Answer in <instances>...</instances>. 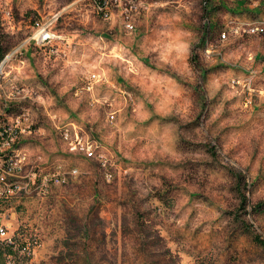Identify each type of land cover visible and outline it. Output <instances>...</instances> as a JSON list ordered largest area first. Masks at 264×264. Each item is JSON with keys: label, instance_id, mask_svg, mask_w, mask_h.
Masks as SVG:
<instances>
[{"label": "rangeland", "instance_id": "1", "mask_svg": "<svg viewBox=\"0 0 264 264\" xmlns=\"http://www.w3.org/2000/svg\"><path fill=\"white\" fill-rule=\"evenodd\" d=\"M10 1L9 21L15 19L16 26L9 28L6 8L1 7L3 50L22 43L42 14L68 4L69 13L82 9L75 7V0H36L35 7L30 0ZM84 2L81 7L98 16L90 1ZM187 3L184 9L194 10ZM131 4L136 14L145 9L142 1ZM261 4L264 8V0ZM203 17L202 24H209L210 16ZM257 21L264 18L245 23L234 34L264 35L248 32ZM196 46L189 60L198 68ZM35 58L29 54L24 73L29 86L41 91L45 87L39 80L44 77ZM151 60L142 59L139 81L129 78L135 88L124 95L130 110L137 96L136 104L144 102L150 111L144 123V154L135 151L129 165L120 153L112 156V165L108 158L101 162L104 178L93 179L81 200L70 198L66 187H55L67 179L38 195L11 201L10 230L38 244L31 253L11 256L7 264H264V244L254 239L256 235L264 242V110H235L230 101L221 105V100L210 99L202 74L189 79L166 67L159 71ZM39 99L49 107L55 103ZM47 118H32L31 127L46 124ZM61 130L68 143V129ZM70 136L98 141L78 128ZM44 161L41 168L47 165Z\"/></svg>", "mask_w": 264, "mask_h": 264}, {"label": "crops", "instance_id": "2", "mask_svg": "<svg viewBox=\"0 0 264 264\" xmlns=\"http://www.w3.org/2000/svg\"><path fill=\"white\" fill-rule=\"evenodd\" d=\"M30 1L37 6L36 0ZM89 1L98 16L88 6L81 7L84 0L74 1L76 8H82L79 13H69L68 4L66 9L42 14L53 20L55 31L68 45L37 47L30 52L44 77L38 78L45 87L35 89L38 99L55 100V105L49 107L38 100L34 121L40 115L49 118L43 121L46 124L31 127L21 143L32 164L45 160L53 171L67 177L66 184L55 187H66L70 198L81 200L93 179L104 178L101 162L120 153L129 158V165L134 163L135 151L144 154L148 146L144 123L150 111L144 102L136 104L137 96L130 110L131 103L124 96L126 90L133 93L135 87L128 79L139 81L143 58L152 59L159 71L166 67L189 79L202 74L210 99L221 100V105L230 101L235 110L258 106L264 110V35L234 34L245 23L264 18L261 0H109V17L97 11L94 0ZM136 1L145 3L137 14L131 4ZM188 1L194 10L184 9ZM11 6L10 0H0V8ZM202 14L210 16L209 24H202ZM14 20L7 19L9 28L16 26ZM223 32H228L226 39L221 38ZM196 44L198 68L189 60ZM92 73L105 80L90 81ZM114 112L116 119L110 120ZM74 128L93 133L98 140L94 158L69 150L61 129L73 134ZM119 167L125 166L120 163Z\"/></svg>", "mask_w": 264, "mask_h": 264}, {"label": "built area", "instance_id": "3", "mask_svg": "<svg viewBox=\"0 0 264 264\" xmlns=\"http://www.w3.org/2000/svg\"><path fill=\"white\" fill-rule=\"evenodd\" d=\"M97 11L104 17H109V0H94ZM12 9L4 10V17L10 19ZM132 29V24H127ZM250 33L264 34V21L250 25ZM227 32L221 34L226 38ZM68 45L65 37L54 29V23L49 18L35 19L29 35L11 50L1 51L0 46V244L15 246L18 243L17 230H10L11 215L8 213L9 203L15 200L39 194L51 183H63L67 177L62 172H51L49 165L40 167L29 161L27 151L22 149L24 134L31 129L33 111L39 104L38 93L29 86L30 77L24 73L32 46L56 47ZM54 50V49H53ZM90 81L102 82L105 77L95 73L90 75ZM90 88V85H89ZM115 119V114H110ZM65 140L71 152L96 156L98 145L89 139L76 137L70 139L68 130L64 132ZM95 146V147H94ZM96 148V149H95ZM13 211V210H12ZM13 213H15L13 211ZM21 249L24 253L35 250L38 241L25 239Z\"/></svg>", "mask_w": 264, "mask_h": 264}, {"label": "trees", "instance_id": "4", "mask_svg": "<svg viewBox=\"0 0 264 264\" xmlns=\"http://www.w3.org/2000/svg\"><path fill=\"white\" fill-rule=\"evenodd\" d=\"M5 50V48H4ZM4 50L1 48V51L4 52ZM245 200V198H243ZM258 206H261V204H259ZM254 239L256 241H258V243L264 244V242L262 241V239L258 236H254ZM25 240L21 237L18 238V243L15 246H8V245H1L0 244V264H7L8 259L11 256H17L19 252H21V249L23 247V244ZM24 254V253H22Z\"/></svg>", "mask_w": 264, "mask_h": 264}]
</instances>
